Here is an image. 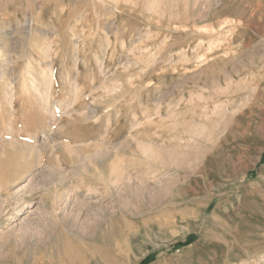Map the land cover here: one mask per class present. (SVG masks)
Masks as SVG:
<instances>
[{
	"label": "rangeland",
	"instance_id": "rangeland-1",
	"mask_svg": "<svg viewBox=\"0 0 264 264\" xmlns=\"http://www.w3.org/2000/svg\"><path fill=\"white\" fill-rule=\"evenodd\" d=\"M0 264H264V0H0Z\"/></svg>",
	"mask_w": 264,
	"mask_h": 264
},
{
	"label": "bare ground",
	"instance_id": "bare-ground-1",
	"mask_svg": "<svg viewBox=\"0 0 264 264\" xmlns=\"http://www.w3.org/2000/svg\"><path fill=\"white\" fill-rule=\"evenodd\" d=\"M208 2H209V1H208ZM192 4H193V3H192ZM195 4H196V3H195ZM215 4H216V3H215ZM193 5H194V4H193ZM206 6H207V5H206ZM184 9H185V8H184ZM5 65H6V64H5ZM9 66H10V65H9ZM5 69H6V68H5ZM7 69H8V68H7ZM1 73H2V72H1ZM51 74H52V73H51ZM45 78H46V77H45ZM50 84H51V83H50ZM46 86H47V85H46ZM48 87H49V86H48ZM76 93H77V92H76ZM43 95H44V94H43ZM46 101H47V100H46ZM47 113H48V112H47ZM51 122H52V121H51ZM145 149H146V148H145ZM151 151H152V150H151ZM151 151H150V153H153V151H152V152H151ZM145 152H146V151H145ZM154 152H155V151H154ZM144 154H145V153H144ZM146 155H148V154H146ZM151 155H152V154H151ZM154 158H155V157H154ZM147 159H148V158H147ZM152 162H153V161H152ZM157 162H158V161H157ZM114 166H115V165H114ZM183 166H184V165H183ZM112 172H113V171H112ZM114 173H116V172H114ZM116 174L118 175V173H116ZM103 176H104V175H103ZM109 176H111V171H110V173H109ZM112 176H113V175H112ZM112 176H111V177H112ZM115 176H116V175H115ZM120 176H121V175H120ZM98 177H99V176H98ZM112 178H115V177H112ZM124 178H125V177H124ZM107 179H108V178H107ZM119 179H120V178H119ZM108 180H110V178H109ZM114 180H115V179H114ZM115 181H116V180H115ZM121 181H122V180H121ZM106 182H107V181H106ZM128 182H129V181H128ZM134 182H135V181H134ZM101 183H102V182H101ZM101 183H100V184H101ZM109 183H111V182H108L107 184H109ZM61 184H62V183H61ZM100 184H99V185H100ZM116 184H117V183H116ZM119 184H120V183H119ZM124 184H125V183H124ZM103 185H104V184H103ZM109 186H110V184H109ZM117 186H118V185H117ZM117 186H116V187H117ZM110 187H111V186H110ZM110 187H109V188H110ZM118 187H119V186H118ZM121 187H122V186H121ZM130 187H131V186H130ZM56 188H57V187H56ZM56 188H55V189H56ZM61 189H62V188H61ZM114 189H115V188H114ZM116 189H117V188H116ZM120 189H121V188H120ZM126 189H127V188H126ZM109 190H110V189H109ZM111 190H112V189H111ZM118 190H119V189H118ZM56 191H57V190H56ZM125 191H126V190H125ZM58 193H59V192H58ZM58 193H57V194H58ZM53 194H54V193L52 192V196H53ZM61 194H62V192H61ZM64 194H65V193H64ZM54 196H55V195H54ZM54 196H53V197H54ZM56 196H57V195H56ZM64 196H65V195H64ZM115 196H116V195H115ZM44 197H45V196H44ZM62 197H63V196H62ZM108 197H109V196H108ZM112 197H113V196H112ZM54 198H56V197H54ZM57 198H59V197H57ZM57 198H56V199H57ZM56 199H55V200H56ZM60 199H61V198H60ZM63 199H64V198H63ZM110 199H111V198H110ZM55 200H54V201H55ZM57 200H58V199H57ZM120 200H121V199H120ZM51 201H53V199H51ZM46 202H47V200H46ZM46 202H45V203H46ZM49 202H50V201H49ZM56 202H57V201H56ZM67 202H68V201H67ZM121 202H122V201H121ZM53 204H54V202H53ZM56 205H57V204H56ZM129 208H130V207H129ZM7 214H8V213H7ZM60 222H61V221H60ZM61 225H62V223H61ZM62 226H63V225H62ZM67 230H68V229H67ZM102 235H103V234H102ZM104 236H105V234H104ZM92 238H93V237H92ZM93 240H94V239H93ZM94 241H96V240H94ZM34 251H35V250H34ZM86 251H87V250H86ZM84 254H85V253H84ZM93 257H94V256H93ZM90 259H91V258H90Z\"/></svg>",
	"mask_w": 264,
	"mask_h": 264
}]
</instances>
